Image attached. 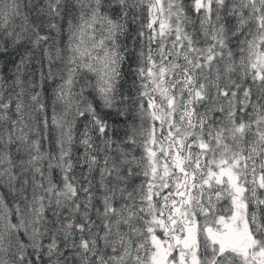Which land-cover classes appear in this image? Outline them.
<instances>
[{
	"label": "snow or ice",
	"instance_id": "snow-or-ice-1",
	"mask_svg": "<svg viewBox=\"0 0 264 264\" xmlns=\"http://www.w3.org/2000/svg\"><path fill=\"white\" fill-rule=\"evenodd\" d=\"M0 264H264V0H0Z\"/></svg>",
	"mask_w": 264,
	"mask_h": 264
}]
</instances>
